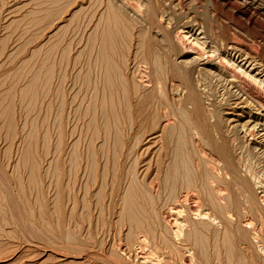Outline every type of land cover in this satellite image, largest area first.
Returning a JSON list of instances; mask_svg holds the SVG:
<instances>
[{"label": "rangeland", "instance_id": "rangeland-1", "mask_svg": "<svg viewBox=\"0 0 264 264\" xmlns=\"http://www.w3.org/2000/svg\"><path fill=\"white\" fill-rule=\"evenodd\" d=\"M151 2L175 11L162 20L166 30L149 20L145 0H0V264H264V225L241 203L246 195L226 178L232 184L226 199L235 195L240 202L233 205L229 221L219 215L213 221L192 216L183 205L181 234L175 237L169 223L157 220L174 192H191L183 184L193 174L197 183L192 188L200 191L199 204L206 208L203 183L210 172L205 167L209 148L192 147L200 140L192 141V116L175 103L167 78L161 77L167 57L157 44V31L168 32L169 20L179 16L183 23L201 19L200 24L226 25L228 32H241L246 43L252 41L211 0ZM258 2L264 8V0ZM253 41L264 50L263 38ZM246 151L244 162L264 187V157ZM156 167L167 184L154 197L147 184ZM117 175L122 180L114 193L110 185ZM172 180L177 190L170 187ZM128 188L131 194L137 190L132 197L137 195L139 206L133 212L145 221L139 227L127 221L123 210ZM259 190L254 193L261 204Z\"/></svg>", "mask_w": 264, "mask_h": 264}, {"label": "bare ground", "instance_id": "bare-ground-1", "mask_svg": "<svg viewBox=\"0 0 264 264\" xmlns=\"http://www.w3.org/2000/svg\"><path fill=\"white\" fill-rule=\"evenodd\" d=\"M140 1L142 2V0H140ZM151 1H153V0H145L146 3H143L145 5L148 4V6H145V9H147L146 7H148L147 11L149 13L147 14V16L149 15V20L154 22L156 19V22L160 25L159 27H156L157 29L160 28L161 26H163L164 28L167 27L168 25L165 26L162 24V20L169 19L167 14L171 10L166 12L165 10L167 8L166 9L163 8V10H162L161 9L162 7L161 8H160V6L158 7L159 3H157L155 6H153ZM211 1L218 10L225 13L228 20L232 21L240 30H242L244 32L245 36L252 38V39L248 38L252 42L249 41L250 43H246L244 38L241 37V35L243 34V33L241 34V32H239V35L237 33H235V31L233 32L232 30H230L232 32H228V28L225 29L226 25L218 27V26H214L211 23V21L210 22L204 21L205 22L204 23L203 20H202L203 23L200 24L199 21L201 19L199 21L197 20L198 23L194 22V24H191V22L193 23V21H194V20L191 21L192 19L189 21H185L183 23L182 21H184V19L180 18L179 16H178L179 18L177 17V21H175V22H172V20L171 21L169 20V22H170L169 25H171L170 26L171 29L170 30L168 29L169 30L168 32H161L164 30H161L160 32L157 31L158 33H160V36H161V37H159V38H161V40H159V38L158 39L156 38V41L157 40L159 41V42L157 41V44L159 43L158 44L159 47H160V45H162V48H163L162 51H164L165 55H166V56L165 55L164 56L167 57V67L164 66L166 69L162 70V72L164 71L166 76L163 75L161 77L167 78L164 80L165 81L167 80L170 84V85L168 84L170 87L169 90H171V92L174 94V96L177 100V101L175 100V103H177V104L179 103L178 105H180L182 109H185L187 111V114H189V116H192L191 117V119H192L191 124L193 126V127H191L193 129V134H192L193 140L192 141H195L194 138H196V139L200 138V140L197 139L198 142L195 141L196 144L192 145V147H194L195 145L199 146V147L200 146L202 147V145H206L209 148V153H208L209 157L207 158L208 160L206 161V162H208V161L209 162H208V165H205V167L208 166V168L210 169L209 170L210 172L207 175L206 183L202 182L203 185L205 184V186H207L206 188L203 186L208 192L207 201H206V202H208L207 207L201 208V206L199 204L200 199L198 197L200 194L197 196V192H200V191L197 189H196L197 190L196 191L195 189L192 188L194 182L196 181V183H197V180H196L197 178H194L195 174H193V175L188 176L185 179L186 180L185 185L183 184V186L185 188H190L191 192L188 193L189 189H188V191H185V192L178 191L176 194L174 192L173 201L172 202L170 201L171 203L166 204L167 205L166 211H162L163 213L161 214V219H157L159 221L160 220L165 221L166 224L169 223L170 224V226H169L170 231L174 234L175 237H177L181 234V226L183 224L182 221H184V219H182V218L179 219V217H180L179 215L182 211L183 205H186L187 211L190 213V215H192V214H194L195 216L199 215L202 218H206V219L208 218L212 221L217 217V215L221 216V218H223L225 221H229L230 219H232V217H233V214H232L233 209L232 208H233V205L235 203H238L237 202L238 200H236V196L234 194L233 195L235 197L232 196L231 200L226 199L227 198V192H229V190H228L229 184H231L230 182H233L234 184H236L238 186V188L240 189L239 194L242 195L244 193L243 194L244 196L242 195L243 197H245V195H246V197H245L246 199L243 200V202L241 201V203H243V204L247 203V207L250 208V212H252L254 214V218L259 222V224L261 223L262 226L264 225V198H263V201L261 202V204L260 203L258 204L256 202L257 199H255V193H254V192H256L255 190L260 189L259 192H263V195H264V187L260 184V181L258 180V177L256 176L255 172H253V170L252 171L250 170L249 167H251V166L247 165L246 164L247 162H244L246 160H244V157H243L244 156L243 152L246 150H248V151L249 150L250 151L255 150L256 152L259 153L260 156L264 157V50H263V47L261 48L260 46H258L259 44L256 45L255 44L256 42L253 43L254 42L253 39H256L257 37H261L264 39V8L262 7V5H260L258 0H211ZM110 2H111V0H110ZM155 3L156 2H154V4ZM156 6L159 8V10L157 8V11H159L158 12L159 14L156 12V8H155ZM160 9L162 11H160ZM136 10H139V9H136ZM192 10H197V9L192 8ZM114 11H115V9H114ZM147 11H144V12L146 13ZM174 12L169 13V14H173ZM177 12L179 13L180 11L177 10ZM203 13L205 14L204 11H203ZM179 14H181V16H183L182 13H179ZM183 14H185V13H183ZM140 15L146 16L145 14H140ZM177 15L178 14H176V16ZM172 16H175V15H171L170 17L173 18ZM190 16H192V13ZM190 16H187V17L189 18ZM205 16H207V18H208V14ZM146 17H144V18H146ZM190 18H193V16ZM195 18L196 17H194V19ZM180 19H183V20L180 21ZM173 20H174V18H173ZM186 20H188V19H186ZM212 21H214V20L212 19ZM165 22H166V20H165ZM157 23H155V24H157ZM165 24H168V23H165ZM215 25H217V24H215ZM220 25H222V24L220 23ZM156 26H158V25H156ZM152 27H153V25H152ZM165 30H166V28H165ZM236 32H238V31H236ZM104 50H101V51H104ZM101 57H103V56H101ZM104 57H105V55H104ZM107 60H108V58H107ZM163 60L164 59L162 57V61ZM106 62H108V61H106ZM164 63H165V61L163 62L162 65H165ZM96 65H98V64H96ZM107 65L110 66L109 64L106 63V66ZM93 66H95V64H93ZM106 68H105V70H106ZM49 70H51V69H49ZM118 70L120 71V69H118ZM48 72H50V71H48ZM105 73L107 74L108 71L107 72L105 71ZM117 73H118V71H117ZM46 74H48V73H46ZM140 75H142V74H140ZM122 77L123 76H120V78H122ZM51 80H52V78H51ZM95 80H97V79H95ZM107 80L105 78V82ZM48 81H49V79H48ZM108 83H109V81L107 82V84ZM129 87L130 86H127V88H129ZM109 88H108V90H109ZM110 92H109V94H110ZM163 102H164V100H163ZM60 104L58 103L57 105H60ZM62 107L63 106H61V108ZM167 107H169V106H167ZM135 108H136V106H135ZM182 109L178 108V110H180V111ZM178 113H180V112H178ZM61 114H63V113H61ZM172 114H173V112H172ZM180 114H182V113H180ZM157 119L159 120V118H156V121H157ZM187 120H185V121H187ZM111 121H113V119H111ZM105 122H107V121H105ZM158 122H160V121H158ZM106 124L107 123H105V126H106ZM176 124L178 126L179 123H176ZM191 124L189 123V125H191ZM172 126L174 127V125H172ZM177 126H175V128ZM162 127H164V126H162ZM173 127H172V129H173ZM180 127H182V126H180ZM180 130H183V128ZM187 130H188V128H187ZM169 131H171V130H169ZM161 133H159V134H161ZM165 133H167V132H165ZM181 133L184 135L183 132H181ZM159 134H156L155 136H153V138L154 139L159 138L158 137ZM172 134H174V133H172ZM105 135H108V134L105 133ZM112 136H116V134L112 135ZM118 137H121V135H118ZM104 138H107V137H104ZM183 139H180V140L183 141ZM165 140H164V142H166ZM106 141H108V140H106ZM189 142H191V141H189ZM189 142H186V143H189ZM102 143H103V141H102ZM116 143H115V145H116ZM153 144H154V142H153ZM90 145H93V144H90ZM162 146H164V144ZM162 146L160 145V147H162ZM190 146H191V144H190ZM119 147H122V146L120 145ZM160 149L158 148L159 151H160ZM198 150H199V153H201V154H203V156H205L204 152H206V151H203L202 148H198ZM163 152H161V153H163ZM256 152H254V153L252 152V153L254 155L255 154L258 155V153H256ZM184 153H186V152H184ZM187 153H189V152H187ZM163 155H164V153H163ZM174 155H176V154L174 153ZM259 158L261 159V157H259ZM86 159H88V158H86ZM160 159H161V157H160ZM169 160H171V159H169ZM202 160H204V159H202ZM261 162L264 163V161H262V160H261ZM89 163H91V162H89ZM111 163H113V162H111ZM122 163H124V162H122ZM171 163H173V162H171ZM175 163H176V161H175ZM178 163H181V160ZM165 164H167V163H165ZM115 165H117V164H115ZM146 165H148V164H146ZM160 165L161 164H159V165L157 164L156 166L161 167ZM174 165H171V166H174ZM92 166H93V164H92ZM167 166H169V165H167ZM119 168H117V169H119ZM156 168H157L156 172L153 173L155 175H151L149 177V181L147 184L148 189L150 190L151 196H154V197L156 196L155 194L157 193V191H160L164 186H166L163 184H167L166 182H164V179H162L160 177V175H162V174H160L161 169H159L158 167H156ZM170 168L172 169V167H170ZM146 169H149V168L146 167ZM181 169H183V167ZM173 170H175V169L173 168ZM91 173L89 174V176L91 175ZM143 173H144V171H143ZM145 173L149 174V172H146V171H145ZM188 173L190 174V172H188ZM188 173H186V174H188ZM121 174H118V175L121 176ZM118 175H117V177H114V180H113L114 182H112L114 185H110L108 183V185L114 186V187L110 188L114 193H117L116 192L117 188H118V186H120L121 180H122L121 177H118ZM201 175H202V173H201ZM176 176H177V174H176ZM176 176L174 174L173 179H176L175 178ZM222 178L223 179L226 178V180H229L230 182L226 183L222 180ZM130 179H132V178H130ZM166 180H168V179L166 178L165 181ZM200 181H203V180H200ZM131 183H133V179H132ZM130 185H129V188H130ZM196 185L194 186V188H196ZM170 187H173V188L175 187V182H173V180L170 183ZM199 187H201V186H199ZM129 188H128V191H126L127 195L126 196L122 195L123 198L121 197L122 198L121 202H123L122 203L123 210L124 209L126 210L127 221H129L131 225H133L135 227H139L140 223L145 222V221L141 222L139 220V217L137 216V214H135L133 212V209L135 211V208L139 206V204L136 200L137 195L135 196L136 198L134 196H133L134 198L132 197V195H134L135 192H137V190H135L136 188H134V194L133 193L131 194V193H129V190L131 188L130 189ZM102 189H104V188H102ZM174 189H176V187ZM124 190H127V189H124ZM85 191H87V190H85ZM110 191H109V193H110ZM131 191H133V190L131 189L130 192ZM235 191H236V189H235ZM99 193H101V192H99ZM99 193H97V194L99 195ZM114 193H112V194H114ZM94 194H96V191ZM141 194L138 196V198L139 197L141 198ZM157 194H159V193H157ZM104 196H105V194H104ZM117 196H119V194ZM100 197L102 198V196H100ZM202 199H203V197H202ZM74 203H76V202H74ZM111 203H113V202H111ZM147 203L148 202H146V204ZM102 204H103V202H102ZM239 204H240V202L238 203V205ZM238 205L236 207L239 208L240 206H238ZM145 207H146V205H145ZM148 208H147V210L145 209L146 210L145 214L147 213L146 215H148V213H149L147 211H151V210H148ZM110 209H111V207H110ZM149 209H151V208H149ZM235 209H237V208H235ZM138 212H140L139 208H138ZM237 212H238V210H237ZM152 213H153V211H152ZM123 215H125V214H123ZM235 216H236V214H235ZM117 219H120V218H117ZM118 221L120 222V220H118ZM248 222H249V220H248ZM251 222H253V221H251ZM142 225H144V224H142ZM193 234H194V232H193ZM196 235L198 236V234H196ZM143 240L144 239L142 238L141 240H139V242H141ZM228 243H230V242H228ZM189 257H191V256H189ZM162 259H163V257H162ZM140 262H142V261H140ZM140 264H142V263H140ZM197 264H199V263H197Z\"/></svg>", "mask_w": 264, "mask_h": 264}]
</instances>
